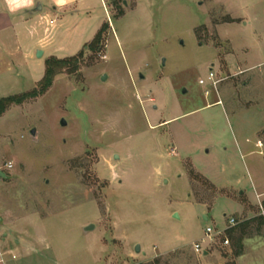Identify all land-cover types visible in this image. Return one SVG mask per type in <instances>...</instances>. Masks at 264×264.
I'll return each instance as SVG.
<instances>
[{
	"label": "rangeland",
	"instance_id": "374dc122",
	"mask_svg": "<svg viewBox=\"0 0 264 264\" xmlns=\"http://www.w3.org/2000/svg\"><path fill=\"white\" fill-rule=\"evenodd\" d=\"M120 6L106 1L102 50L0 118V227L20 218L57 264H264V0ZM31 86L15 73L0 99ZM207 227L224 232L205 242Z\"/></svg>",
	"mask_w": 264,
	"mask_h": 264
},
{
	"label": "crops",
	"instance_id": "0c3cea01",
	"mask_svg": "<svg viewBox=\"0 0 264 264\" xmlns=\"http://www.w3.org/2000/svg\"><path fill=\"white\" fill-rule=\"evenodd\" d=\"M106 1L29 0L28 6L13 13L7 8V0H0V67L4 66L0 71V86L7 80L10 82L16 73L19 78L29 77L34 89L45 74L46 60L79 54L105 24ZM100 9L105 11L104 15ZM38 51L43 52L41 59L36 57ZM39 61L43 63V73L31 69L32 64H39ZM239 70H243L241 66ZM215 104L221 102L206 107ZM262 196L258 194L256 198L259 200ZM3 222L4 226L0 227V253L4 264H21L23 259L26 260L21 258L22 248L27 255L34 252L33 256H44L26 240L25 231L19 228L20 218H4ZM10 242L15 245L11 246ZM44 257L51 264H57L52 258Z\"/></svg>",
	"mask_w": 264,
	"mask_h": 264
},
{
	"label": "trees",
	"instance_id": "16d2710c",
	"mask_svg": "<svg viewBox=\"0 0 264 264\" xmlns=\"http://www.w3.org/2000/svg\"><path fill=\"white\" fill-rule=\"evenodd\" d=\"M113 4L117 10V15L114 16L115 19H120L125 15V12L121 8V4L124 0H112ZM226 22H233L232 19H229ZM108 29V25L105 24L102 26L100 31L97 33L93 41L90 43L89 48H91L94 52L98 51L99 49H103L105 45V32ZM86 48V47H85ZM84 54L81 52L75 57L67 58V59H57L51 58L45 62V74L42 80L37 84V86L26 93H22L19 95H14L10 97H6L0 100V118L13 106H19L24 104L30 100H36L44 96L53 86L54 80L57 76L68 73L70 75L75 74L79 70V63L80 59H82ZM189 177L192 181H197L203 183V185L216 190V186H214L208 179L199 175L193 169L189 171ZM261 222H263V218H260ZM229 235L231 232L228 233ZM154 263L158 264V260ZM153 263V264H154Z\"/></svg>",
	"mask_w": 264,
	"mask_h": 264
},
{
	"label": "built area",
	"instance_id": "2783aa9c",
	"mask_svg": "<svg viewBox=\"0 0 264 264\" xmlns=\"http://www.w3.org/2000/svg\"><path fill=\"white\" fill-rule=\"evenodd\" d=\"M207 80H208V82H210L211 88L207 89L205 91V95L209 96L210 95V90L217 91V86L220 83V81L218 79H216V75L212 71L209 73V76H208ZM206 84L207 83H206L205 80H200L199 81V85L200 86H205ZM8 168L12 169L13 165L12 164L9 165ZM262 195L264 196V187H263V194ZM228 224H229L228 228H232V227H234L237 224V222H236L235 219H229ZM223 232H224V230H218V229H214L212 227H207L205 229V239H204V241L205 242H209V243H213V242H215V240H216V238L218 236H221L223 234ZM223 243L227 246L229 244V241L225 240ZM194 248H195V251L197 253H200V252L205 253L206 252L203 249V247L201 245H199V244L194 245ZM0 264H4L3 255L1 253H0Z\"/></svg>",
	"mask_w": 264,
	"mask_h": 264
},
{
	"label": "clouds",
	"instance_id": "9594fccd",
	"mask_svg": "<svg viewBox=\"0 0 264 264\" xmlns=\"http://www.w3.org/2000/svg\"><path fill=\"white\" fill-rule=\"evenodd\" d=\"M29 0H7V8L10 12H16L19 8L28 6Z\"/></svg>",
	"mask_w": 264,
	"mask_h": 264
},
{
	"label": "water",
	"instance_id": "95a60500",
	"mask_svg": "<svg viewBox=\"0 0 264 264\" xmlns=\"http://www.w3.org/2000/svg\"><path fill=\"white\" fill-rule=\"evenodd\" d=\"M124 4H126V3L124 2ZM36 57H37L38 59H41V58L43 57V52H42V51H38V52L36 53ZM106 80H107V76H103V77H102V81L105 82ZM64 125H65V123H64ZM30 134H31L32 136H35V135H36V131H35V130H32V131L30 132ZM0 177L4 178L5 175H4L3 173L0 172ZM175 218H178V216L175 215ZM205 219H206V218H205ZM90 229H91V227L88 228L87 230H90ZM136 252H137V253H140V252H141L140 246H136Z\"/></svg>",
	"mask_w": 264,
	"mask_h": 264
}]
</instances>
